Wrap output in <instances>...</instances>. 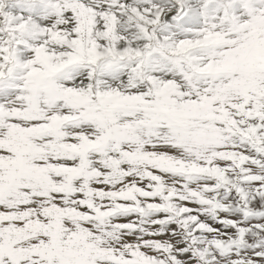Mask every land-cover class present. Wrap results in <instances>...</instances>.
Listing matches in <instances>:
<instances>
[{
    "label": "snow or ice",
    "instance_id": "6c2138e0",
    "mask_svg": "<svg viewBox=\"0 0 264 264\" xmlns=\"http://www.w3.org/2000/svg\"><path fill=\"white\" fill-rule=\"evenodd\" d=\"M0 264H264V0H0Z\"/></svg>",
    "mask_w": 264,
    "mask_h": 264
}]
</instances>
